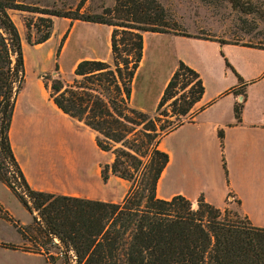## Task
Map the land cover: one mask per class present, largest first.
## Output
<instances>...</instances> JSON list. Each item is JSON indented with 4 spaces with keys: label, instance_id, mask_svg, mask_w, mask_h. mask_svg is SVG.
<instances>
[{
    "label": "trees",
    "instance_id": "1",
    "mask_svg": "<svg viewBox=\"0 0 264 264\" xmlns=\"http://www.w3.org/2000/svg\"><path fill=\"white\" fill-rule=\"evenodd\" d=\"M7 9L47 15L39 17L47 22L45 33L34 42L27 36L29 44L50 37L51 15L112 26L111 62L82 59L68 80L56 63L55 75H48L43 86L58 109L90 128L98 148L112 154L111 162L101 168V178L105 182L111 174L128 182L119 201L39 191L26 181L9 137L15 103L25 82V63L21 37ZM68 30L61 37L60 48ZM144 31L190 35L177 27L158 0H115L113 8H105L102 14L80 15L0 0V181L32 214L43 237L57 239L73 253L75 264H264V227L253 225L247 216L216 207L202 195L195 208L180 194L169 199L157 197V181L169 159L157 144L201 109L195 105L204 85L199 73L180 60L154 114L131 106L132 79L142 57ZM238 81L243 83L240 76ZM241 110L242 104L236 103L237 121ZM218 137L222 146V129ZM5 164L13 168L23 193L2 173ZM223 168L227 173L224 161ZM0 217L34 243L36 248L29 250L41 252L39 247L45 242L29 239L1 204ZM3 246L17 248L8 243Z\"/></svg>",
    "mask_w": 264,
    "mask_h": 264
},
{
    "label": "crops",
    "instance_id": "2",
    "mask_svg": "<svg viewBox=\"0 0 264 264\" xmlns=\"http://www.w3.org/2000/svg\"><path fill=\"white\" fill-rule=\"evenodd\" d=\"M62 22L59 36L70 26L58 57L74 39L72 71L82 59L112 60V26L68 18ZM194 27L187 31L190 35L142 32V57L132 79L131 106L154 113L180 60L199 73L204 85V93L195 105L201 109L157 144L169 159L157 181L156 195L169 199L180 194L192 203L202 195L219 208L237 205L239 214L247 216L253 225L264 227V46L196 36V29L202 26L194 23ZM23 55L26 65L27 57ZM238 76L243 83H239ZM28 91L20 111L18 94L9 137L30 187L114 201L96 189L101 165L109 162V155L96 145L95 133L58 109L40 82ZM36 95L55 118L34 106ZM241 95L243 100L239 102ZM236 103L242 104L239 121L234 116ZM219 129L223 130L222 146ZM0 204L14 216L1 198ZM30 215L29 221L20 222L30 223Z\"/></svg>",
    "mask_w": 264,
    "mask_h": 264
},
{
    "label": "rangeland",
    "instance_id": "3",
    "mask_svg": "<svg viewBox=\"0 0 264 264\" xmlns=\"http://www.w3.org/2000/svg\"><path fill=\"white\" fill-rule=\"evenodd\" d=\"M8 1L49 9L50 11L66 15L102 14L105 8L112 9L115 4V0H85L79 8L82 0ZM158 1L167 10L172 19L176 21L177 27L184 31L194 30V23H197V25L202 26L196 29L197 35L217 36L222 41L264 46V0ZM7 12L17 26L21 37V43L23 44V54L25 53L27 57V64L25 65V82L19 92L18 99V110L20 111L23 101L25 100L27 89H29V93L35 82H40L43 85V81L48 75L54 76V67L56 63L58 67L61 66L59 71L64 80L70 79L72 73L71 63L75 56L73 50L74 39L68 44L63 54L58 57L61 37L70 26L68 25L67 29L59 36V32L63 26L62 21L66 17L51 15L53 27L50 37L45 42L36 45L29 44L26 38L29 36L31 42H34L45 33L47 22L39 20V17H47V15L16 9H7ZM111 16L108 15L106 17L112 18ZM113 20L120 21L117 18H113ZM26 22L30 23V27L26 26ZM109 62H111V60ZM22 93L24 94L22 95ZM34 106L44 111L45 115L55 118L48 111V108L45 106V101L39 95L35 96ZM168 119H174V116H169ZM108 155V163H110L112 154L108 152ZM0 161L3 162L1 154ZM103 165H101V168ZM2 173H4V176L17 187L19 192L23 193L24 188L19 185L20 180L15 177L11 165L5 164ZM128 185V182L125 180L110 174L105 182L101 177L99 178L96 189L99 192H103V197L106 199L119 201L127 191ZM0 198L4 201L7 208L14 213V216H17V218L14 217L3 207L13 217L16 225L24 228L29 239L36 240V242L39 243L45 242L43 248L39 247L42 253L29 250L36 248L34 243L28 239H24L12 222L0 217V264H75V256L73 253L66 251L64 246L59 243L57 239L49 240L48 237H43L40 232V225L33 222V217L30 223H21L23 221H29L31 215L20 203L18 198L13 193L10 194L6 190L3 183H0ZM196 204V202L193 203V208L196 207ZM223 208L239 213L237 205L224 206ZM35 213L34 211V214ZM4 243L15 245L17 248L5 247L3 246ZM22 247H26L27 250H23Z\"/></svg>",
    "mask_w": 264,
    "mask_h": 264
},
{
    "label": "built area",
    "instance_id": "4",
    "mask_svg": "<svg viewBox=\"0 0 264 264\" xmlns=\"http://www.w3.org/2000/svg\"><path fill=\"white\" fill-rule=\"evenodd\" d=\"M243 100V96L241 95L240 98L238 99L239 102H242ZM228 200L229 201H232L233 200V197L231 195H228Z\"/></svg>",
    "mask_w": 264,
    "mask_h": 264
}]
</instances>
